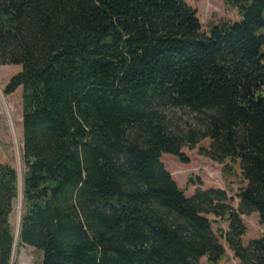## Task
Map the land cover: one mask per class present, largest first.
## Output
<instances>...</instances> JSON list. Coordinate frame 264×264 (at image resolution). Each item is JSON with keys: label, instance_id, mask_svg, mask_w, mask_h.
<instances>
[{"label": "trees", "instance_id": "obj_1", "mask_svg": "<svg viewBox=\"0 0 264 264\" xmlns=\"http://www.w3.org/2000/svg\"><path fill=\"white\" fill-rule=\"evenodd\" d=\"M240 21L203 30L186 0H0V64L21 65L19 245L37 264H264V235L242 243V215L264 223V0H231ZM174 108L203 118L180 131ZM240 161L238 208L226 190L187 196L161 160L185 146ZM19 174L0 162V264H12Z\"/></svg>", "mask_w": 264, "mask_h": 264}, {"label": "rangeland", "instance_id": "obj_2", "mask_svg": "<svg viewBox=\"0 0 264 264\" xmlns=\"http://www.w3.org/2000/svg\"><path fill=\"white\" fill-rule=\"evenodd\" d=\"M186 1L197 10L205 31H210L213 26L222 22H235L240 21L242 18L231 0ZM259 33L264 34V27L259 30ZM21 70L22 66L18 64H0V162L9 163L17 169L19 190L20 183L23 184L24 174L22 158L23 88L19 87L11 94H6L4 88L11 77ZM172 116L175 125L185 133L192 129H203L204 127L203 117L189 110L174 108ZM202 146L209 147V140H200L195 147L185 146L182 151L187 156V161H183L169 153H164L161 160L172 173L178 185L185 190L187 196L194 195L198 189H222L227 191L230 197L229 203L234 208H238L237 193L248 183L241 176L240 161L217 162L201 154L200 148ZM23 201L19 202L18 198L16 200L13 213L14 228L17 226L19 215V223L21 224L22 221ZM207 216L212 220V228L226 250L224 257L215 264H238L239 260L235 257L233 249L224 237V234L231 231L230 222L225 221L221 216L217 217L213 213H208ZM241 217L242 223L246 226V233L242 236L244 245H247L252 239L264 235V223L261 222L258 211L244 214ZM16 249L12 257L14 264H37L42 260V251L31 245L18 244ZM200 263L212 264L206 256L200 260Z\"/></svg>", "mask_w": 264, "mask_h": 264}, {"label": "bare ground", "instance_id": "obj_3", "mask_svg": "<svg viewBox=\"0 0 264 264\" xmlns=\"http://www.w3.org/2000/svg\"><path fill=\"white\" fill-rule=\"evenodd\" d=\"M18 201L22 202L23 201V184L20 183V190H19V197H18ZM20 215H19V220L16 226V234H17V243L19 244V226H20ZM17 250V249H16Z\"/></svg>", "mask_w": 264, "mask_h": 264}, {"label": "water", "instance_id": "obj_4", "mask_svg": "<svg viewBox=\"0 0 264 264\" xmlns=\"http://www.w3.org/2000/svg\"><path fill=\"white\" fill-rule=\"evenodd\" d=\"M20 227H21V224H20ZM20 227H19V233H20ZM16 236H17V234H16ZM17 246H18V243H17V237H16L15 246H14V252H13L14 254H15V249L17 248ZM12 264H14V260H13Z\"/></svg>", "mask_w": 264, "mask_h": 264}]
</instances>
